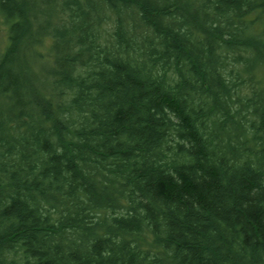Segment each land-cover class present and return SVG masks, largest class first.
Segmentation results:
<instances>
[{
	"label": "trees",
	"instance_id": "16d2710c",
	"mask_svg": "<svg viewBox=\"0 0 264 264\" xmlns=\"http://www.w3.org/2000/svg\"><path fill=\"white\" fill-rule=\"evenodd\" d=\"M0 7V264H264V0Z\"/></svg>",
	"mask_w": 264,
	"mask_h": 264
},
{
	"label": "rangeland",
	"instance_id": "374dc122",
	"mask_svg": "<svg viewBox=\"0 0 264 264\" xmlns=\"http://www.w3.org/2000/svg\"><path fill=\"white\" fill-rule=\"evenodd\" d=\"M18 2H20L21 0H17ZM26 1V0H23ZM1 8V7H0ZM1 11V9H0ZM51 11V9H50ZM38 15V13H37ZM9 19H7V17H5L2 13H0V58L5 54L8 45L10 44V40H9V32H10V22H8ZM36 23V22H35ZM35 23L34 22H29L28 20V25L29 28H33V40L36 41V28H35ZM32 26V27H31ZM41 44H36L33 48V46H27L26 43H24V41H22L18 47V52L17 54L14 56L15 58L19 59V63L17 62L15 64V66L19 69L20 66V60L25 59L26 61L29 62V64L32 62L33 60V53L36 56V51L37 53H40L41 56L43 57V59L41 61H43L44 59V63L43 64H47V56H48V45H49V41L50 40H46V39H42L41 40ZM3 106L2 103V99H1V95H0V107Z\"/></svg>",
	"mask_w": 264,
	"mask_h": 264
},
{
	"label": "bare ground",
	"instance_id": "6f19581e",
	"mask_svg": "<svg viewBox=\"0 0 264 264\" xmlns=\"http://www.w3.org/2000/svg\"><path fill=\"white\" fill-rule=\"evenodd\" d=\"M56 11V10H55Z\"/></svg>",
	"mask_w": 264,
	"mask_h": 264
}]
</instances>
